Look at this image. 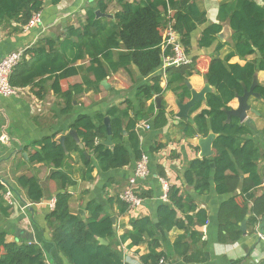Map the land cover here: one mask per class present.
Returning a JSON list of instances; mask_svg holds the SVG:
<instances>
[{"label":"trees","instance_id":"16d2710c","mask_svg":"<svg viewBox=\"0 0 264 264\" xmlns=\"http://www.w3.org/2000/svg\"><path fill=\"white\" fill-rule=\"evenodd\" d=\"M60 0H52L54 4ZM121 11L116 14L115 26L107 33V25L102 18L96 17V10L106 11L108 3L96 0L94 7L87 11L86 22L79 28L69 26V37L78 39L80 54L84 58V48L90 54L91 62L102 68L104 63L99 55L108 58L110 49L121 47L120 59L125 67L128 63H135L143 75H149L163 64L165 56L172 55L171 47L162 48L163 32L169 21L176 31L185 51L190 53L192 47V33L207 21L206 12L201 9L197 0H141L130 2L118 0ZM44 0H0V25L6 24L12 31H21L34 13L41 12ZM172 9V14L168 10ZM231 13L230 23L234 29V50L228 58L238 54L242 57L260 52L261 56L248 61L244 66L231 65L241 75L233 74L223 68L219 58L212 59L205 74L207 81L214 85V91L207 94L206 105L208 108L201 110L195 117L194 123H184V132L188 138L207 136L211 131L216 134L212 157H196L190 160L185 172L186 182L192 186L196 193H209L211 181L215 183L216 192L219 194L233 192L240 185L242 173H249V178L244 180L242 192L246 199L239 204L234 198L224 202L219 211L220 241L233 243L244 234L241 222L251 209L252 216L249 224L257 223L258 217L264 215V193L257 198L251 208L248 199L249 191L259 184L256 174L260 152L255 142L246 135L250 133L247 125L231 116L228 119V105L238 94L244 92L243 83L250 86L253 77L259 70H264V6L254 0H234L223 3L221 11ZM221 24L207 25L199 38L200 47L211 46L221 32ZM105 34V35H104ZM38 48H34L33 60L25 62L24 58L14 67L11 84L19 87L31 85L40 87L48 77L60 71L58 77H65L69 71L68 63L60 60L56 54L47 50L54 47L51 37H44ZM25 53L23 54V56ZM194 62V61H193ZM92 69L95 68L92 66ZM96 71V70H95ZM72 72H75L74 70ZM193 63L172 65L166 70L167 86H161L162 76L156 75L151 82L144 83L137 88L136 100L126 99L119 104L110 106L105 113L102 111L94 114H79L71 123L79 138L78 143L72 136L67 135L65 146L54 141L39 143L38 153L31 158L32 161L43 162L53 167L50 178L58 183L60 191L56 195L55 208L46 216L47 224L51 229L52 243L69 261L70 264H128L116 249L119 241L116 237L114 221L106 213L100 200L93 199L88 202L85 210H74L71 206L73 200L69 191L71 182L61 170L65 158L71 151L80 153L85 170L84 179H93L95 169L94 159L98 161L102 171L124 167L138 160L142 155L140 139L136 131L137 123L145 116L152 117L155 128H162L168 124L167 105L162 101L160 108L154 113V105L148 101L156 96L164 95L166 90H173L181 100L188 97L186 80L197 73ZM45 75H49L44 78ZM107 75L96 80V83ZM41 77L38 83L37 78ZM55 92L60 94L67 105L64 112L72 110L73 93L78 95L83 92L81 85H74L72 89L62 91L58 81L52 85ZM36 90L38 95L41 91ZM182 92L179 93V91ZM256 90L264 98V84H258ZM185 91L187 94H184ZM197 103L191 110L194 112L201 106ZM110 118L112 127L113 146H106L103 141L107 138L106 117ZM61 139V138H60ZM130 147H128V144ZM163 145L156 142L153 149L158 150ZM163 176V173H161ZM19 185L25 189L27 199L31 202H40L44 196L43 188L37 176L22 174L18 177ZM5 186L0 182V212L4 217L9 216L10 206H4L2 195ZM142 197L147 194L143 191ZM110 203H117L120 212H126L128 204L119 197L109 198ZM208 210L200 207L194 198L182 193L181 187L170 186L168 201L161 203L157 208V221L150 215L131 219L132 228L127 230L121 240L131 239L132 245L148 242L150 251L141 257L144 264H157L165 253L157 251L160 245L159 228L170 231L174 227L185 229V233L174 242V253L185 262L201 263L207 260L203 250L205 241L202 234L194 228L204 225L208 221ZM87 212L88 214H86ZM181 214H184L182 218ZM8 232L0 228V264H48L47 256L42 246L30 240H9ZM99 238L109 241L102 243ZM200 242L199 246L198 243ZM196 245L197 249H193ZM236 260L230 264H239Z\"/></svg>","mask_w":264,"mask_h":264},{"label":"crops","instance_id":"0c3cea01","mask_svg":"<svg viewBox=\"0 0 264 264\" xmlns=\"http://www.w3.org/2000/svg\"><path fill=\"white\" fill-rule=\"evenodd\" d=\"M127 1L139 2L141 0ZM197 1L201 9L206 12L207 21L199 25L192 33L191 51L186 53L192 59L191 63L195 65L198 72L188 77L186 85L189 83L195 90H201L206 83H209L205 74L212 59L219 58L226 71L241 75L238 70L231 68V65L242 67L261 54L257 51L245 57L235 54L228 58L234 50L235 41L233 38L234 29L230 23L232 12L229 14L231 10L221 11V5L234 0ZM254 1L264 6V0ZM104 2L108 3L106 11L97 10L107 15L97 16L96 13V17L103 19V23L107 25L105 31L107 33L115 26L117 22L115 17L121 11V5L118 0H104ZM95 4L96 0H60L56 4L52 0H44L41 23L28 29L23 28L21 31H12L11 27L6 24L0 25V58L11 51L23 50L25 53L23 58L25 62H29L34 59L35 55L30 50L40 47L44 42H40L42 38L51 37V40L55 42L54 47L50 49L47 45V50L56 54L60 60L69 62L67 67L69 71L65 77H58L60 71L50 77L45 75L44 78L48 77V79L40 84L41 89L38 86L33 88L28 85L22 87L19 96L4 97L0 95V139L6 137L5 141H0V182L6 189L11 190L14 199V202L10 203L5 194L2 195L4 206H10V208L7 217H4L0 212V228L8 232L9 240H30L28 237L32 235L33 240L30 241L42 246L48 264L70 263L52 243L51 229L47 224L46 216L52 211L51 200L56 198L60 189L58 183L50 178L53 167L31 160L32 156L38 153L41 148L38 142L41 140L52 142L55 139L57 140L54 142H59L62 135H69V130L72 129L70 128L71 123L81 113L90 115L98 111L105 113L110 106L119 104L126 99L135 101L137 88L144 83L151 82L156 75L162 76L161 86L163 88L167 86L166 70L170 66H165L164 60L161 67L149 75H143L133 62L128 63L126 67L122 65L123 62L119 56L123 51L121 47L110 49L108 58L99 55L104 63L102 68L96 67L97 64L92 65V57L87 53V48H84L86 56L78 58L80 54L78 39L69 37L67 28L82 26L86 22L88 9L94 7ZM170 10L172 12V9ZM212 23L221 24L222 30L211 46L200 47L198 41L202 31ZM92 66L96 71L92 69ZM73 70L75 72H72ZM104 70L107 75L99 83H96V80L101 77L100 75H103ZM39 80L41 77L37 78L35 82L38 83ZM55 81H58L62 91L72 89L74 85H81L84 88V91L79 92L78 95L73 93V107L69 112L63 111L67 103L60 94L55 92L52 86ZM258 84H264V70L257 71L253 77L250 86L254 85L255 92H258L256 90ZM244 86L250 88L245 83H243ZM210 87L212 91L216 88L212 84ZM39 89L41 95L36 93V90ZM187 90L189 94L184 100H181L173 90L165 91L163 102L167 105L169 119L166 126L155 128L152 117L148 116L141 120L151 124L150 129L137 132L141 150L150 159L151 174L148 178L140 180L138 184L140 193L144 191L147 194L146 197H143V204L133 208L129 207L126 212H120V206L116 202L108 201L111 197H119L120 193L128 186V180L135 171V160L124 167L102 171L98 161L93 158L95 169L92 173L93 179L90 180L83 178L85 165L80 153L71 151L61 168L71 182L69 186V191L73 196L71 206L74 210H85L89 201L100 200L105 212L110 214L112 219L114 218L116 237L119 241L116 249L123 257L124 262L144 264L141 257L150 251L148 242L132 245L131 239L121 240V238L127 230L132 228V218L150 215L156 221L158 206L166 202L162 200L163 192L159 179L163 177L171 186L175 184L181 187L183 194L191 196L200 207L208 210V221L204 225L194 227L201 232V240L206 242L203 250L207 260L201 263H189L178 258L174 253L173 246L176 239L185 233V229L174 227L170 231H166L159 228L160 245L157 251L166 254L167 257H164L167 264H230L236 260H242L239 264H264V215L258 217L257 223L250 225L248 221L253 214L250 209L244 219L246 220V230H243L242 237L233 243L220 241V207L224 202L233 198L239 204L244 202L246 195L242 192V185L245 183L244 180L250 177L249 173L241 174L240 185L235 191L224 194L216 192L213 180L210 191L206 194L196 193L194 188L186 182L185 172L190 160L200 157L201 148L197 142L186 136L184 123H194V117L201 110L208 108L204 101L198 109L191 113L192 121L178 118L176 116L179 111L177 100L187 102L191 97V90L188 86ZM184 94L187 92L185 91ZM249 103L256 112H248L247 119H250V122L240 123L248 126L250 133L246 137L255 142L260 152L256 167L259 184L249 191L251 199H248V204L251 208L253 202L264 193V98L262 95L260 97L251 96ZM147 104L154 105V113L159 109L155 97ZM228 105L231 108H237L239 105L237 97ZM50 138H54V140ZM156 142H160L163 147L158 150L153 149ZM127 144L130 147V144ZM22 174L38 177L44 191L40 202H31L27 199L25 189L18 183V177ZM25 203L30 204L28 208L22 207ZM179 216L184 218V214ZM106 241V244H109V241ZM196 243L199 246L200 242ZM193 249H197V246L194 245Z\"/></svg>","mask_w":264,"mask_h":264},{"label":"built area","instance_id":"2783aa9c","mask_svg":"<svg viewBox=\"0 0 264 264\" xmlns=\"http://www.w3.org/2000/svg\"><path fill=\"white\" fill-rule=\"evenodd\" d=\"M171 14V10H168ZM41 23V12L33 14L29 22L23 26L24 29L35 26ZM172 21H169L163 32L162 48L166 49L171 47L172 55L165 56V66L190 64L192 59L186 53L183 44L181 43L176 31L172 26ZM23 50L11 51L0 58V95L4 97L19 96L22 92V87L15 86L10 82V76L14 67L20 62L23 57ZM151 124L147 121H140L137 123L136 131L150 129ZM5 141L6 137H2L0 141ZM150 159L149 156L142 152V155L135 162L134 174L128 180V186L120 193L119 198L128 204L129 207H137L143 204L144 198L140 195L138 184L140 180L148 178L150 176ZM162 187V200L168 201V193L170 190V183L163 177H160ZM6 199L12 203L14 202L13 194L10 189H5L4 192ZM56 198H52L50 207L55 208ZM29 203H25L22 207L28 208ZM157 264H167L166 258L161 257Z\"/></svg>","mask_w":264,"mask_h":264},{"label":"water","instance_id":"95a60500","mask_svg":"<svg viewBox=\"0 0 264 264\" xmlns=\"http://www.w3.org/2000/svg\"><path fill=\"white\" fill-rule=\"evenodd\" d=\"M96 13L97 16L107 15L101 12L100 10H97ZM187 86L191 90V97L187 102H182L180 100H177L179 111L176 116L180 119L186 118L187 120L192 121V117H191L192 108L197 103L206 101L207 94L212 92V89L209 83H206V85L201 90H195L194 88H192V86L189 83H187ZM251 96L260 97L261 94L254 91V85L250 86V88L244 86V92L242 94L237 95V99L239 102L238 107L230 108L227 110L228 119H230L231 116H235L240 120V122H250L251 120L247 119L248 112L249 111L256 112V110H254L249 103V99ZM163 100H164V95L155 97V101L157 103L158 108H160ZM105 123L107 125V138L103 141V143L106 146H113L114 143L112 137V127L110 123V118L108 116L105 118ZM69 135L72 136L78 143L80 142V138L74 129L69 130ZM215 138H216V134L212 131L207 136H195L191 138L194 142H197V144L200 146L201 150L199 156L201 158L210 157L214 154L213 144ZM65 139H66V135H62L60 142L63 145V147H66ZM241 228L242 230H246V220L242 222ZM28 238H30V240H33L32 235ZM99 239L102 243H107V241L104 240L103 238H99Z\"/></svg>","mask_w":264,"mask_h":264},{"label":"rangeland","instance_id":"374dc122","mask_svg":"<svg viewBox=\"0 0 264 264\" xmlns=\"http://www.w3.org/2000/svg\"><path fill=\"white\" fill-rule=\"evenodd\" d=\"M0 145H1V142H0Z\"/></svg>","mask_w":264,"mask_h":264}]
</instances>
